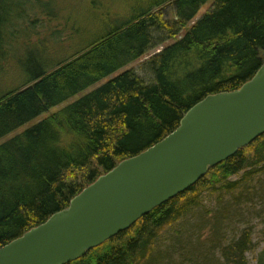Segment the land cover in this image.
<instances>
[{"label": "trees", "instance_id": "obj_1", "mask_svg": "<svg viewBox=\"0 0 264 264\" xmlns=\"http://www.w3.org/2000/svg\"><path fill=\"white\" fill-rule=\"evenodd\" d=\"M208 1L0 0V139L175 41L142 64L150 83L126 72L0 146V248L171 134L193 105L251 80L264 62V0H215L188 28ZM167 6L170 22L161 14ZM11 76L24 79L9 83ZM262 176L264 135L70 264H146L204 194L230 195ZM253 250L244 231L221 249L222 263L247 264ZM258 260L264 264V248Z\"/></svg>", "mask_w": 264, "mask_h": 264}, {"label": "water", "instance_id": "obj_2", "mask_svg": "<svg viewBox=\"0 0 264 264\" xmlns=\"http://www.w3.org/2000/svg\"><path fill=\"white\" fill-rule=\"evenodd\" d=\"M264 135V62L239 89L193 105L164 139L128 158L44 223L0 248V264H70L187 192Z\"/></svg>", "mask_w": 264, "mask_h": 264}, {"label": "rangeland", "instance_id": "obj_3", "mask_svg": "<svg viewBox=\"0 0 264 264\" xmlns=\"http://www.w3.org/2000/svg\"><path fill=\"white\" fill-rule=\"evenodd\" d=\"M214 1L209 0L200 8L188 28L209 11ZM161 14L166 22L174 19L172 7H165ZM184 34L185 32L182 35ZM174 42V40L167 41L158 50L150 51L142 59L120 69L61 105L51 108L31 123L0 139V146L44 119L46 120L52 114L61 112L75 104L84 96L126 72L136 74L146 84L150 83L151 76L149 72L142 70V64L164 48L173 45ZM50 54L51 57L58 58V55L61 54L60 48H58V53L51 52ZM22 79H24L23 76H11L9 83L20 82ZM7 86L6 83L1 85L3 89ZM241 176L242 174L232 177L229 182H238L242 178ZM200 204L196 211L168 228L161 235L146 264H223L221 249L237 242L244 231L250 233V239L254 246V250L245 255L247 264H258V256L264 248V176L259 179L254 178L243 189L230 195L226 193L204 194Z\"/></svg>", "mask_w": 264, "mask_h": 264}, {"label": "bare ground", "instance_id": "obj_4", "mask_svg": "<svg viewBox=\"0 0 264 264\" xmlns=\"http://www.w3.org/2000/svg\"><path fill=\"white\" fill-rule=\"evenodd\" d=\"M93 184V183H92ZM30 231V230H29ZM92 251V250H91Z\"/></svg>", "mask_w": 264, "mask_h": 264}]
</instances>
